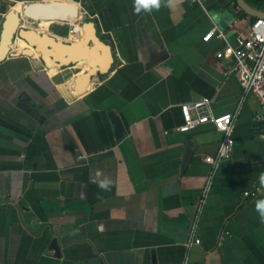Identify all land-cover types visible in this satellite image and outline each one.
Returning <instances> with one entry per match:
<instances>
[{
	"label": "crops",
	"instance_id": "1",
	"mask_svg": "<svg viewBox=\"0 0 264 264\" xmlns=\"http://www.w3.org/2000/svg\"><path fill=\"white\" fill-rule=\"evenodd\" d=\"M34 3L75 14L34 22L23 14ZM134 9V0H0V39L8 13L20 18L0 62V264H264L259 102L244 95L233 58L218 57L254 17L228 0ZM203 98L209 113L238 116L200 243L188 249L205 157L222 139L211 124L179 129L181 105ZM189 142L195 157L182 172Z\"/></svg>",
	"mask_w": 264,
	"mask_h": 264
},
{
	"label": "built area",
	"instance_id": "2",
	"mask_svg": "<svg viewBox=\"0 0 264 264\" xmlns=\"http://www.w3.org/2000/svg\"><path fill=\"white\" fill-rule=\"evenodd\" d=\"M194 1L200 2V0ZM77 29L78 26L74 25L73 31ZM218 36L225 38L222 31H219ZM225 55L231 56L234 60L232 71L238 76L244 95L252 93L258 99L259 110L255 113L254 120L264 127V18H255L251 23L249 33L238 36L235 45L228 43L218 54V57L222 58ZM210 103L209 98H203L199 101L181 105L184 124L179 128L180 131L186 132L201 125L211 124L222 133V139L216 154L205 157V161L210 164V172L197 203L195 222L186 243L188 249L194 244L200 243V239L196 236V230L203 206L212 190L220 164L231 159L234 147L233 131L238 114L229 113L215 116L208 112ZM250 194L246 192V195ZM251 195L255 196L256 194L252 193ZM183 264H187V260Z\"/></svg>",
	"mask_w": 264,
	"mask_h": 264
},
{
	"label": "water",
	"instance_id": "3",
	"mask_svg": "<svg viewBox=\"0 0 264 264\" xmlns=\"http://www.w3.org/2000/svg\"><path fill=\"white\" fill-rule=\"evenodd\" d=\"M237 5L248 15L254 18H264V12L258 11L250 7L245 0H236ZM24 17L29 20H33L34 22H40V19L46 20H61L66 21L70 16L75 14V9L67 7V6H52L46 5L44 3H34L29 4L24 8L23 11ZM19 15L14 11H10L5 18V21L2 26V33L0 39V62L6 59L10 52V47L13 42V38L17 33L19 26ZM22 34L27 39L31 38V34L28 31H22ZM105 67L101 68V71H104ZM114 124L117 128V136L121 137L124 133V126L120 121L119 117L115 114L110 115ZM194 143L189 142L186 153L184 155L182 172H184L187 166L190 164L192 159H194ZM52 248L56 251L57 256H60V248L58 247L56 241L52 243Z\"/></svg>",
	"mask_w": 264,
	"mask_h": 264
},
{
	"label": "clouds",
	"instance_id": "4",
	"mask_svg": "<svg viewBox=\"0 0 264 264\" xmlns=\"http://www.w3.org/2000/svg\"><path fill=\"white\" fill-rule=\"evenodd\" d=\"M135 11L140 12L141 9L151 10L153 7H160V0H134ZM264 179V177H262ZM100 186L106 188L108 181L103 180L100 182ZM256 208L260 210L261 218L264 219V198H260L256 201Z\"/></svg>",
	"mask_w": 264,
	"mask_h": 264
},
{
	"label": "trees",
	"instance_id": "5",
	"mask_svg": "<svg viewBox=\"0 0 264 264\" xmlns=\"http://www.w3.org/2000/svg\"><path fill=\"white\" fill-rule=\"evenodd\" d=\"M228 1L234 3L235 6H238L236 0H228ZM245 2L253 9L264 12V0H245ZM240 13L246 15V13L243 10H240ZM254 20L255 18H253V21Z\"/></svg>",
	"mask_w": 264,
	"mask_h": 264
}]
</instances>
